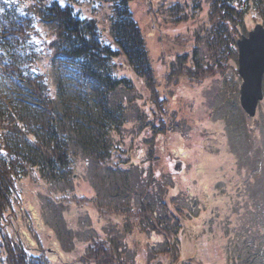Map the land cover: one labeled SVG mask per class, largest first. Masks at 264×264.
Instances as JSON below:
<instances>
[{"label":"rangeland","instance_id":"374dc122","mask_svg":"<svg viewBox=\"0 0 264 264\" xmlns=\"http://www.w3.org/2000/svg\"><path fill=\"white\" fill-rule=\"evenodd\" d=\"M213 1L132 0L134 17L159 74L167 70L170 60H177V52L190 50L192 44L198 47V58L203 65H214L218 54L214 57L205 44L195 42L197 38L206 41L209 36L211 17L218 12ZM103 6L105 19L109 8L106 4ZM257 24L264 27L262 21L248 14L244 25L247 33L243 35ZM234 61L230 60L233 67L227 68L221 76H212L200 83L175 81L170 89L160 87L159 95L164 102L163 105L160 102L159 108L167 121L157 126L159 133L155 138L153 119L144 120L147 127L142 120L148 111L147 100L142 99V94L147 91L133 79L136 88L122 89L116 97L120 102L138 101V104L128 105L126 121L120 126L122 135L115 139L123 144L126 138L129 143L125 147L122 145L120 152L127 155L114 151L113 158L103 165L76 161L81 180H75L70 187L72 191L63 195L57 193L65 185H44L42 182L35 185L29 179L21 181L23 200L21 204L14 203L12 209L20 216L18 224L22 225L18 240L24 242L28 250L39 248L42 264H82L75 257L86 252L83 239L96 236L100 230L108 233L115 246L121 249L119 263L123 264H231L236 256L259 262L258 255H263L261 264H264V98L256 117L247 116L240 105L243 81L238 73V51ZM126 74L131 76V73ZM158 85H164L163 76ZM207 144L213 145V156ZM151 149L153 157H149L152 160L149 162L147 155ZM181 152L184 154L174 157V153ZM192 154L193 158H189ZM180 159H184V163L188 159L191 178L201 181L198 189L202 210L192 212L187 202V188L192 182L184 177L174 179L178 172L174 167ZM176 168L179 169L178 165ZM45 186L50 193L44 190ZM227 189H231L233 195L229 191L227 198L222 197ZM74 193L87 200L82 201L83 204L74 201L68 205L63 199L73 198ZM47 196L54 203L60 200L68 207L55 206ZM95 198L100 207L106 209L102 217L91 201ZM205 203L210 204L207 209ZM147 204L159 212L165 224H181L178 244L168 242V238H173L170 230L164 231V235L163 231L152 235L150 224L145 222L147 216L138 215ZM214 206L215 213H210ZM109 209L119 214H114L113 220H120L121 227L104 223ZM170 209L176 213L175 217L169 213ZM59 212H62V227L65 220L69 232L80 228V239L69 251V247H63L58 240L57 233L62 228ZM27 214L31 215L32 224L26 232ZM83 223L86 226L79 227ZM14 227L19 230L18 225ZM90 227L93 228L89 230ZM48 248L53 251H47ZM167 249L171 254L165 257Z\"/></svg>","mask_w":264,"mask_h":264},{"label":"trees","instance_id":"16d2710c","mask_svg":"<svg viewBox=\"0 0 264 264\" xmlns=\"http://www.w3.org/2000/svg\"><path fill=\"white\" fill-rule=\"evenodd\" d=\"M104 4L109 8L105 19ZM213 6L218 12L211 17L209 36L206 41L197 38L195 42L205 44L214 57L218 54L214 65H203L198 47L192 44L190 50L177 52L176 61L166 64L165 60L167 70L159 74L134 17L132 0H0V264L43 263L39 248H29L30 251L18 240L22 225L12 209L14 203L21 204L23 200L21 181L65 185L57 193L63 195L81 180L76 161L103 165L113 158L114 151L121 153V146L129 142L125 137L123 144L115 139L122 135L120 126L126 121L128 105L138 101L120 102L116 97L122 89L136 88L133 79L147 91L142 94L148 110L142 120L153 119L155 138L157 126L167 121L159 108L164 102L160 87L170 89L180 80L200 83L233 67L230 60L235 63L238 37L247 33L244 25L248 14L264 23V0H214ZM161 76L163 86L158 85ZM153 149L147 155L149 162ZM230 194L233 195L231 191ZM63 200L71 205L74 201L83 204L87 199L74 193L73 198ZM91 201L102 217L106 209L96 198ZM53 204L68 207L60 200ZM142 208L138 215L147 216L145 222L150 224L152 235L156 231L164 235L170 230L173 238L168 242L178 244L181 224H165L151 204ZM170 211L175 217V212ZM107 213L104 223L121 227L120 220H113V215L119 214L112 209ZM59 218L62 227V212ZM25 219L29 224L27 232L31 215ZM85 226L79 224L81 228ZM66 228L64 220L57 234L69 251L80 239V228L71 232ZM52 232L55 234L53 228ZM82 246L86 252L75 257L82 264H123L119 263L121 249L103 230L83 239ZM167 254H171L169 249L164 256ZM257 258L259 262L236 256L231 264H261L263 255Z\"/></svg>","mask_w":264,"mask_h":264},{"label":"water","instance_id":"95a60500","mask_svg":"<svg viewBox=\"0 0 264 264\" xmlns=\"http://www.w3.org/2000/svg\"><path fill=\"white\" fill-rule=\"evenodd\" d=\"M237 47L238 73L243 79L240 88L241 107L253 117L259 102L264 98V27L257 25L248 36L237 41Z\"/></svg>","mask_w":264,"mask_h":264},{"label":"flooded vegetation","instance_id":"af4514ba","mask_svg":"<svg viewBox=\"0 0 264 264\" xmlns=\"http://www.w3.org/2000/svg\"><path fill=\"white\" fill-rule=\"evenodd\" d=\"M257 113H258V111H257ZM207 147H208V149L210 151V154L213 156V152L215 151L213 145L212 144H207ZM182 154H184V153H182V152L181 153H178V154L177 153H174V157L181 156ZM191 157L193 158V154L192 155H189V158H191ZM188 159H187V163H184V162H186L184 159H180L179 161L176 162L175 165H176V167L178 165L179 169H177L176 167H174V170H178V172L175 174L174 179H177V178L179 179L181 177H184L188 181H191L192 182V184L187 188V190H188L187 195L189 196V200H187V202L190 203L191 211L194 212L196 210L198 211L199 209L202 210V207H201V204H200V198H199V196H200V190L198 189V188L201 187V185H198V183L200 184L201 181L200 180H196L194 178L193 179L191 178V176H190L191 175L190 174L191 172H190V170H188V166L191 163H189ZM207 180L209 182L210 181V177ZM212 180L215 181L214 178H212ZM191 187H193V193H191ZM205 192H206V189H205ZM225 196L226 195H224L222 197H225ZM208 198L210 199L211 196H208ZM190 200H192V201L190 202ZM208 205H210V204H207L206 205V203H205L204 204V207L207 209ZM215 208H216L215 206H214V209H212V207H211L210 213H212L215 210Z\"/></svg>","mask_w":264,"mask_h":264}]
</instances>
